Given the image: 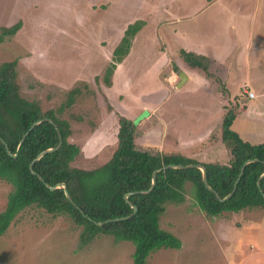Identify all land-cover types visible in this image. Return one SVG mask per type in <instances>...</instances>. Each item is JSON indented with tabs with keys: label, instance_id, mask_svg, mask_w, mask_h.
<instances>
[{
	"label": "rangeland",
	"instance_id": "rangeland-1",
	"mask_svg": "<svg viewBox=\"0 0 264 264\" xmlns=\"http://www.w3.org/2000/svg\"><path fill=\"white\" fill-rule=\"evenodd\" d=\"M140 1L128 0L123 14L138 11ZM174 1L179 10L181 1ZM213 1L194 0L187 9L179 10L178 22L142 34L145 41L137 49H145L144 53L127 61L120 71L122 80L133 83L125 100L116 89L108 91L110 86L104 83L115 48L113 40L98 37L94 41L99 18L91 25L81 1L0 0V29L18 21L22 25L13 36L0 41V66L16 61L20 95L39 103L44 112L57 111L66 104L69 92L78 90L72 105L59 118L69 122V141L80 148L75 166L92 170L105 164L114 152L120 117L130 120L140 106L154 105L158 90L171 92L165 87V73L156 74L154 70V62L161 56L157 45L165 49L160 61H180L177 53L193 46L204 48V52L213 50L221 64L215 72L222 75L219 80L209 72L216 79L208 87L219 90L221 99L226 98V107L219 111L214 106V116L204 121L206 115L200 119L196 104L208 106L209 102L197 103L191 94H196L194 91L178 94L180 91L174 88L169 101L176 105L169 102L157 116L135 126L134 144L137 149L161 146L169 150L167 153L173 149L189 155L191 150L185 149L181 139L203 137L209 145H201L200 139L191 144V148L199 147L197 161L225 164L229 155L220 135L228 111L235 116L231 129L242 140L264 143V0H219L216 5ZM143 2L138 13L152 15L156 5ZM159 16H150L155 26ZM124 22L126 25L129 21ZM210 75L206 73L208 78ZM95 76L99 78L95 80ZM250 90L256 96L254 100L244 93ZM198 129L205 134L196 135ZM190 187L185 186L184 203L166 205L159 222L161 229L181 241V248L160 249L148 257L146 264H264V209L209 217L196 206ZM11 189L0 181V213ZM80 231L66 216L26 208L0 236V264H132V243L100 236L78 248Z\"/></svg>",
	"mask_w": 264,
	"mask_h": 264
},
{
	"label": "trees",
	"instance_id": "trees-1",
	"mask_svg": "<svg viewBox=\"0 0 264 264\" xmlns=\"http://www.w3.org/2000/svg\"><path fill=\"white\" fill-rule=\"evenodd\" d=\"M142 25L137 22L126 29L113 52L112 63L105 70L106 85L110 84L115 64L128 54L130 42ZM21 26L18 21L12 26L2 27L0 41L13 36ZM178 55L189 67L208 74L210 62L206 57L184 50H180ZM15 65L16 61L0 66V181L12 188L6 207L0 213V236L20 212L35 207L53 216H66L80 228L78 248L87 246L100 236H109L115 242L133 244L132 264H146L148 257L160 249L181 248V241L161 229L159 222L166 205L184 203L186 184L191 186L196 206L209 217H217L224 212L264 209V176L259 180L264 174V143L251 144L242 140L231 129L235 120L231 111L223 117L220 135L229 155L227 164L200 163L179 153L137 149L133 121L120 117L114 152L105 164L87 170L75 166L80 148L69 141L72 134L69 122L59 118L65 108L72 105L78 90L70 91L66 104L57 111L44 112L39 103L20 95ZM44 119L52 123L42 121ZM39 121L42 122L33 128L20 146L29 128ZM59 135L61 146L35 161L42 152L57 146ZM8 152L17 156L14 158ZM247 161L253 162L244 166L234 193L226 201L219 202L213 192L221 199L231 194ZM169 165L204 167L211 190L203 184L199 169L168 168L157 173L152 191L140 193L150 189L154 171ZM58 184L66 186L71 201L63 189H49ZM128 194L127 201L137 208L134 215L133 208L124 199Z\"/></svg>",
	"mask_w": 264,
	"mask_h": 264
},
{
	"label": "crops",
	"instance_id": "crops-1",
	"mask_svg": "<svg viewBox=\"0 0 264 264\" xmlns=\"http://www.w3.org/2000/svg\"><path fill=\"white\" fill-rule=\"evenodd\" d=\"M75 1H76V3L78 1H81L79 4L83 3L85 5V8L87 10L86 13L88 16L87 20L88 21L90 20L91 25H93L96 18H99V20L96 24V35L92 36V37H95L94 41H97L98 37L99 38H105V39L112 38V40H113L112 43H114V47H115L114 50L120 44V42L124 36V33H125V31L129 25L135 24V23H137V21L138 22H142V20L145 21V23L142 22L143 25L141 26L140 30L132 38V40L130 42V48H129L128 54L125 57H123V59L119 63L115 64V69L113 70V73L110 77V84H109L110 89H108V91L116 89L118 94H121L119 96H122L123 99L125 100L129 95V92H130V89L132 88L133 83H132V81L127 82L126 80H122L121 79L122 74H120V71H122L124 69V64L127 61L132 62L133 59L140 57L141 53H144L145 49H142L139 52L137 49V47L139 45H141L143 41H145L144 35H142V34H144L148 29L153 30L154 28H156L155 32H157V29L159 30L164 24L166 26H170L172 23L178 22L177 19L179 18V14H180L179 10L181 11L182 7H184V9L185 8L187 9V7L191 4V2L193 3L194 0H180L181 5H180L179 10L177 9V7H174V4L176 3L174 0H157V1L156 0H148L151 4H154L156 6L154 7V9L152 11V13H153L152 15H150L149 12H146V14L143 16H141L140 13H138L139 10L141 9V5H144L143 0L140 1L138 11H134L129 15L123 14L124 9L127 5L126 3L128 0H99V1L96 0L94 2L88 1L87 3L83 2L82 0H75ZM218 1L219 0H214L213 1L214 3H212V4L216 5ZM212 4L208 5L207 7L212 6ZM154 15H160L156 19V26L153 22L152 17H150V16H154ZM184 16H187V15H184ZM124 21H129V22H127V24L125 25ZM148 26H150V27H148ZM154 41L156 43V37L154 38ZM114 50H113V52H114ZM157 50L159 52L158 54H160L161 56H162V54L165 55V49L162 50L159 45H157ZM184 51L191 52V53L206 57L210 62L208 74H209V72H211L214 76L218 77L220 80V77L222 74L221 73L219 74L218 72L216 73L215 71H217V68H218L216 66H221V64L218 63V58L215 56V54H214L215 52L213 50L208 49L207 50L208 52H204L205 51L204 48L200 49V48H198V46H193L192 49H186ZM113 52H112V55H113ZM176 52L174 51V53H176ZM112 55H111V63H112ZM177 56H179L178 53H177ZM160 57L157 58L154 62L156 64V65H154V70L157 71L156 74L165 73V80H166L165 87L169 88V89L171 88L172 90H171V92L158 90L156 93L158 95V98H156L154 100V105H152V104L150 105L151 108H149L150 106L147 107L145 105L140 106L139 113L142 111H145V110L148 111V113H149L148 117L144 118L142 121H140V123L145 121L147 118L148 119L151 118V116H155V115L157 116L159 113V110L163 106L169 105V102L171 104L173 102L176 105L175 101H172V102L169 101L171 93L174 92V88L177 89L178 91H180L178 94H180V93H191L190 91H194L196 94H194V93H191V94L195 95L194 98L197 99L196 100L197 103L198 102H200V103H202V102L208 103L209 102V105H208L209 107L204 106L202 104L201 105L196 104L195 110L199 111L200 119H202L203 116L206 115L202 119L204 121H206V119H209V116H211L212 114L214 116L216 106L218 107L219 111H222V109L226 107L224 105V102H226L225 101L226 98L223 97V99H221L222 95L219 93V90H217L216 88H213L212 86L208 87L209 82H213V80H215L216 77L209 74L212 77L208 78L206 76L205 72H203L199 69H196V68L189 67L188 65H186L184 63V61L180 58V56H179V60L181 62L176 60V59H172V61H171L170 58H168L166 61H160ZM180 74L184 75L185 78L183 80L180 79V76H179ZM95 77H98V76H95ZM95 77H94V79H95ZM181 89H184V90L186 89V91H181ZM250 91L252 92V90H250ZM202 93L204 95L201 98H199V96ZM253 95H254V93H253ZM255 97L256 96L254 95V97L252 99H249L248 97L247 98L249 100H254ZM183 102H186V101H183ZM222 102H223V106L221 104ZM182 108H184V107L182 106ZM139 113L137 115H139ZM136 116H134L130 120H133ZM162 122L165 124L167 121L164 122L162 120ZM208 122L210 123V121H208ZM140 123L137 126H140ZM207 132L209 133L210 130H207ZM199 133H201V135L205 134L203 132V130H201V129H198V132H196V135H198ZM199 139H200L201 145L204 143H206L207 145L210 144V142L208 140H205L203 137L202 138H196V139L193 137V138H190V140H188V139L182 140L181 139V142L186 144L185 149L190 148L189 151L190 150L191 151L187 152L189 155H184L180 152H176L172 148H171L172 150L169 153H179V154H182L186 157L197 160L195 157H197L196 155L199 154V151H198L199 147L197 149L191 148V147L193 145L192 143H194V142L196 143ZM175 149H178V148L176 147ZM154 150H157L161 153H167L169 151V150H167V151L164 150V148H162L161 146L157 147V148L155 147ZM215 157H217V154H215ZM206 162L207 161H205V163ZM228 162H229V160H228ZM200 163H202V162H200ZM227 163H225V164H227ZM219 164H221V163H219Z\"/></svg>",
	"mask_w": 264,
	"mask_h": 264
},
{
	"label": "water",
	"instance_id": "water-1",
	"mask_svg": "<svg viewBox=\"0 0 264 264\" xmlns=\"http://www.w3.org/2000/svg\"><path fill=\"white\" fill-rule=\"evenodd\" d=\"M179 76H180V79H181V80H183V79L185 78L183 74H180ZM148 115H149L148 111H146V110L143 111V112L141 113V115H139V116L134 120L133 125H134V126H137V125L140 123V121H142L144 118L148 117ZM42 121H49V122L52 123V121H51V120H48V119H44V120H42ZM42 121H39V122L34 123V124L29 128V130L26 132V134L24 135V137H23L22 140L20 141V144H19L20 146H21V144L23 143L24 138H25V137H26V136H27V135L33 130V128H34L37 124H39V123L42 122ZM54 126H55V125H54ZM55 128H56V126H55ZM57 132H58V129H57ZM58 133H59V132H58ZM1 141H2V140H1ZM2 142H3V141H2ZM61 143H62V141H61V137H60V135H59V142H58L57 146H56L55 148H53V149H49V150H46V151L42 152V153H41V154L35 159V161H37V160H38L40 157H42L44 154H46V153H50V152H53L54 150L58 149V148L61 146ZM8 154H9L10 156L14 157V158L17 156L16 154H15V155H11L9 152H8ZM35 161H34V162H35ZM34 162H33V163H34ZM250 162H253V161H247V162L243 165V168L241 169L240 175H239V177H238V179H237V181H236V183H235V185H234V189H233V191H232L231 194H229V195L226 196L225 198L221 199L217 193L213 192L214 195H215V197L217 198V200H218L219 202H224V201H226L227 199H229V198L231 197V195H232V194L234 193V191H235V188H236L237 182H238L240 176L242 175V172H243V170H244V166H246V165H247L248 163H250ZM30 167H32V164H31ZM168 168H172V169L197 168V169H199V170L201 171V173H202V182H203V184L205 185V187H206L208 190H211V188H210V187L208 186V184H207V176H206V172H205L204 167H202V166H200V165H190V166H173V165H169V166H165V167H162V168H160V169L154 171L153 174H152V184H151L150 189H149L148 191H146V192H140V193H149L150 191H152V189H153V187H154V185H155V183H156V175H157V173H158L159 171H162V170H164V169H168ZM263 176H264V174L259 178V180H260L261 178H263ZM39 178L42 180L41 177H39ZM259 180H258V182H257L258 185H259ZM49 189H50L51 191H54V190H56V189H63L66 198H67L69 201H71L70 196H69V194H68V192H67V190H66V186H65L64 184H58V185L55 186V187H49ZM132 194H134V193H132ZM129 195H130V194L124 196V199H125L126 201H127V198H128ZM127 202H128V201H127ZM128 203H129V205L133 208V214H132V215H134V214L136 213V211H137V208H136L135 206H133L130 202H128ZM107 222H111V221H107ZM102 224H103V223H97V225H102Z\"/></svg>",
	"mask_w": 264,
	"mask_h": 264
},
{
	"label": "built area",
	"instance_id": "built-area-1",
	"mask_svg": "<svg viewBox=\"0 0 264 264\" xmlns=\"http://www.w3.org/2000/svg\"><path fill=\"white\" fill-rule=\"evenodd\" d=\"M245 94L249 99H252L254 97L253 93L251 91H246Z\"/></svg>",
	"mask_w": 264,
	"mask_h": 264
}]
</instances>
